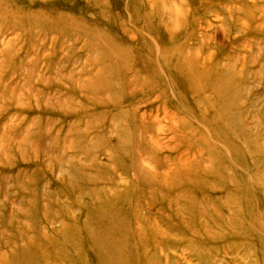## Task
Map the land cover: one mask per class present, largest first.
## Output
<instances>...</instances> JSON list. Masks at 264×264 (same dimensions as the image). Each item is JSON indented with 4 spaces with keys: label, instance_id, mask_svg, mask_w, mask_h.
Masks as SVG:
<instances>
[{
    "label": "rangeland",
    "instance_id": "374dc122",
    "mask_svg": "<svg viewBox=\"0 0 264 264\" xmlns=\"http://www.w3.org/2000/svg\"><path fill=\"white\" fill-rule=\"evenodd\" d=\"M0 264H264V0H0Z\"/></svg>",
    "mask_w": 264,
    "mask_h": 264
}]
</instances>
